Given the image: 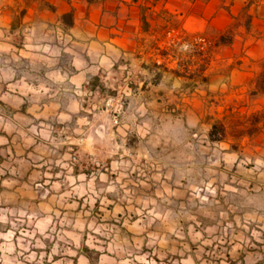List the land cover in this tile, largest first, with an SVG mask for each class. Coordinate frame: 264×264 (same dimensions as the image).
Wrapping results in <instances>:
<instances>
[{"label":"clouds","instance_id":"1","mask_svg":"<svg viewBox=\"0 0 264 264\" xmlns=\"http://www.w3.org/2000/svg\"><path fill=\"white\" fill-rule=\"evenodd\" d=\"M156 3L0 0V264H264V0Z\"/></svg>","mask_w":264,"mask_h":264},{"label":"rangeland","instance_id":"2","mask_svg":"<svg viewBox=\"0 0 264 264\" xmlns=\"http://www.w3.org/2000/svg\"><path fill=\"white\" fill-rule=\"evenodd\" d=\"M180 2H176L175 0H163V5L168 4V9L173 8V4L176 3V5L180 6L179 8H183V14H184V21L186 22V17L191 12V7H194V12L198 10V16H199V22L195 24L196 32L192 36H196L200 34L203 31V28L205 27V22L207 21L210 23L213 27H215L218 30H223L226 25L229 23V14L227 11L221 13L219 11L220 8H223L225 5L223 3V0H207V3H200L199 0H191V3H186V0H179ZM175 2V3H174ZM232 6V5H230ZM233 7V11H235V7ZM173 15V14H171ZM186 27V26H185ZM184 33H187L189 36V28H185L182 30ZM175 34H179L175 33ZM249 45L246 48V51L241 52L239 48H236L232 51L225 52L224 58L230 59L233 56H239L241 57L240 60L237 61V63H244L247 64V62L250 59H253L254 56H249V53L247 54V51L249 50ZM256 58V57H255ZM219 59V58H217ZM239 79H243L240 76H238ZM236 99V94L233 96L228 97V99L225 101L226 104H230L232 100ZM223 108H218L217 111L222 112Z\"/></svg>","mask_w":264,"mask_h":264},{"label":"crops","instance_id":"3","mask_svg":"<svg viewBox=\"0 0 264 264\" xmlns=\"http://www.w3.org/2000/svg\"><path fill=\"white\" fill-rule=\"evenodd\" d=\"M175 1L180 2L179 0H175ZM133 2H135V0H133ZM173 5H176V3ZM151 7L154 8L156 12H160L161 10H163V11H166L170 14L184 17L183 11H180L181 8H179L180 6H178V5H176V7H173L172 9L171 8L168 9V7H164L163 3H156V4L151 5ZM198 22H199L198 10H196L194 12V7L192 6L190 14L186 17V22L184 21V18L180 21V27L182 28V30L185 28L186 29L189 28V30H190L189 34H191V36H192L196 32L195 24ZM249 47L250 48L247 51V54L249 53V56L251 55V56H254L252 58H255L259 55L262 58H264V53L259 52V50L257 49L256 46L249 45ZM239 76L243 79L250 78L247 74H239Z\"/></svg>","mask_w":264,"mask_h":264}]
</instances>
